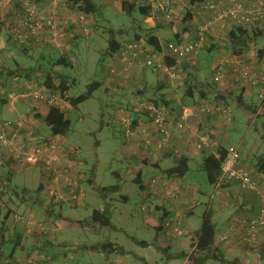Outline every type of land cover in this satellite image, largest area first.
<instances>
[{"label": "rangeland", "instance_id": "obj_1", "mask_svg": "<svg viewBox=\"0 0 264 264\" xmlns=\"http://www.w3.org/2000/svg\"><path fill=\"white\" fill-rule=\"evenodd\" d=\"M61 1V3L64 4L66 0ZM95 1L102 6L101 11L98 14L99 17H88V23L86 25L87 29L86 31H82L84 35H77L78 37L82 36L80 42L75 45L70 44L66 48L65 56L70 60L71 65L66 66L57 63L56 60L60 57L61 52L51 47L49 48L51 54H47L44 57H39L37 55L27 56L21 54L16 48H10L6 50L10 55L8 59L12 57V59L6 62L7 68H14L13 62L15 59L25 67L34 66L37 68V66H40L43 70L54 71V73H65L66 75L75 78V83L69 90V95L71 96H76L85 92L87 90V84L93 80L101 81L103 77L107 76L113 61L110 60L108 56H103L108 45L107 40L109 28L113 27L126 30L124 34L115 33V37L118 40L122 38H125V40L132 38V33L130 32L131 28L133 26L138 27L141 23V14L137 10V6L144 5L149 1L128 0L127 4H134V8L131 12L123 9L121 3H114L112 0ZM182 1L190 4L189 0H180L176 3V6L182 3ZM67 3L68 2H65V5H67ZM222 4L225 5L226 3ZM125 7L127 8L126 5ZM40 9H44L42 14L46 17L47 11H45V7H41ZM187 10L188 7L185 6L180 8L181 14L179 13V15H177L179 17L175 18L178 23L179 21H183L182 17H184ZM69 13H71V11ZM151 13L155 15L158 14L157 16H159L165 24L167 23V17H163L157 13L155 9L151 10L150 15ZM144 22L148 24L150 19L145 18ZM58 25L59 27L64 28L63 35L61 36L62 40L59 41L61 42V45L58 47L65 46L66 42H73L76 35H70L73 33L71 29L68 28V31H65L67 28L66 24L61 25L58 23ZM182 25L183 22L179 23L178 28L181 29ZM228 27L229 25L227 24L224 30L218 29L213 36L208 34L209 42L204 45L200 51L207 47L211 48V50L207 49L202 52L204 62L196 67L195 71H192V75H201L205 80L213 81L211 63L214 62L216 64L218 61L227 60L232 56V53L228 49L229 43L227 33L230 30ZM87 32H89V35ZM216 38H218V42ZM167 39L168 38L162 37L163 42ZM213 39H216V43L212 46L210 42H212ZM50 45L57 47L56 43H50ZM258 46H264V36L260 39ZM218 52L220 53L219 56ZM248 54V56L246 54L244 55L245 57H243L246 60L245 62L254 70H260L264 65V58H259L254 51H248ZM0 56L5 55L1 53ZM252 61H255V65H258V67H252ZM8 62L11 63L7 65ZM146 70L148 76H154L153 74L155 73L148 69ZM183 71L185 70L183 69ZM2 82L3 83L0 85V100H4L10 91H20L26 87V85L32 84L28 83L21 87V83H25L21 82L18 83L17 86L16 84L15 86H11L7 78L3 79ZM231 87L233 88L231 92H234L232 97L228 99L227 103L231 107L232 123L228 126H223L216 122L220 128H217L215 125L214 127H203L200 132L209 136L210 142H212V147L201 150L213 151V148L219 146V144L215 142L218 140L222 146L226 145L228 149L237 152L238 156H241V160L245 162H243V164L251 171L250 168L253 166L251 163L256 162L264 156V105H262L257 98V87H247L251 90L249 93H246L248 95H242L244 102L246 103L245 105L240 104L237 100V96L244 93L245 88L234 85ZM114 92L115 90L107 96L103 92V89L99 87L95 90L92 97L79 103L76 107L71 106L69 103L66 107V115L71 121L69 132L66 135V144L69 145L71 149L76 150L77 157H82L86 161L85 164L83 162L79 163L77 167L80 199L76 205L70 206L64 204L59 207V205L56 204L57 206L54 211L55 217L46 215L45 210L35 202L36 188L42 180L41 168L27 166L22 170H19L16 166H13L15 165L13 161H5L0 165V193L3 195L7 207L15 212L32 214L35 219L42 220L49 229L47 234H41L39 236L41 238L39 242L42 246L45 243H49V246L51 247H48V250L45 251L41 249L33 252L30 251L26 258L30 256L47 257L44 262H40L41 264H183L184 260L180 258L166 263L165 255L157 248V245L169 246L170 251H180L182 249L187 251L191 250V247L194 244L195 235L191 238L188 237V234L180 236L172 242V245L163 239L161 234H159L156 240L155 228L143 223L140 216L139 218L129 216L131 212L136 216L141 212L139 207V203L142 200L141 192L135 183L131 182L128 185V188L123 192L120 190L109 193V201L94 187V184H97L98 186L114 185L119 182L116 173L123 175L124 162L119 150L120 144L125 139V135L121 123V116L123 114L120 115L122 111L119 109L122 107V103L125 100H128V98L120 95L118 91ZM5 100L4 103H0V107H2L0 109V117L2 118H9L12 120L17 119L25 110L29 111L32 108L31 103L17 100L13 103V106L14 108H17L18 115L13 113L8 115L7 113L1 112L3 109L8 110L9 107L12 106L10 104L8 105L9 102H7V98ZM126 103L127 102H124L123 105L125 106ZM197 103H199V101L195 102L193 105ZM127 106L128 107H125L124 109L131 111L129 105ZM251 107H255L256 111L252 112ZM25 115L27 114H23L21 117L23 119L27 118ZM171 118H173V121L174 118H176L174 113ZM28 123L31 127L28 126ZM26 126H28L29 130H33L37 136L50 135V129L41 120L40 122L25 121L24 130H26ZM222 131L224 132V135L222 134ZM211 132H216V136L213 137ZM194 137L195 136H192V138ZM9 171L13 173V177L11 178L10 183L7 184L6 175ZM189 174L191 181L189 182L195 183L201 189V193L197 194V201H199V203L193 204L194 215L189 217L187 222L188 224L199 228L206 203L209 202V199L215 190V186L207 181L205 173L196 167L194 163L191 165V173ZM90 179L94 180V182L91 183ZM156 179L155 184L158 180L162 182L165 181L163 176H159ZM173 184L174 185L172 186H179L174 182ZM258 187V190L261 193L264 192L263 181ZM233 188H237V186L234 185ZM120 193H126L128 197L123 199L120 196ZM259 195L260 194H258V196ZM41 199L45 201L48 198L45 197V200L43 198ZM107 203L110 204L108 209L113 223L112 228L103 227L102 230L95 232L92 229L82 228L77 223L79 219L89 218L93 208H104L103 205L106 206ZM244 213L245 212H242L241 215H244ZM5 214L6 211H3L0 214V222L4 219ZM214 219L216 222L220 223L219 220L213 217V220ZM14 224L15 222L12 217L9 216L7 224H4L2 231L0 227V238L3 235L5 240H7L6 238L10 239V233L14 228ZM6 226H8V232ZM137 240H145L149 245H141ZM107 241L120 245L122 250L109 253L103 252V250L101 251L100 248L102 244ZM75 244L87 245L88 247L80 249L71 247V245ZM90 245H95L98 249H91L89 248ZM9 247H11V245H9ZM236 257L240 261V264L244 263V256L241 252H238ZM204 264L229 263L210 258L206 260ZM255 264H264V253H262V255L260 254V258L257 259Z\"/></svg>", "mask_w": 264, "mask_h": 264}, {"label": "built area", "instance_id": "obj_2", "mask_svg": "<svg viewBox=\"0 0 264 264\" xmlns=\"http://www.w3.org/2000/svg\"><path fill=\"white\" fill-rule=\"evenodd\" d=\"M112 1L122 3V1L127 0ZM149 1L154 8L171 19L175 14V4L180 0ZM203 7L210 12V15L197 25L196 38L183 39L181 42L168 44V53L174 59V63L168 64L162 55L163 53L159 55L151 53L143 40H130L123 44L119 52L114 55V59L118 61L124 72L136 67L145 68L153 73H164L170 80L176 81L179 79V65L182 59L191 57L194 60L199 48L209 42V31L216 22L221 25L231 22L234 26L264 28V0H253L249 5L231 0H228L225 5L221 1H206L203 3ZM23 8L24 15L19 17L11 28L12 37L16 42L27 44L31 38L41 42L42 39H39L38 36L47 30L48 33L43 42L56 43L57 47L61 45L59 41L62 40L63 28L58 25L60 22L55 8L46 17L40 16L35 5L28 0H23ZM76 22L82 29L81 31H86L88 18L84 14L76 13ZM227 66H229L228 69ZM116 71L115 66L110 68V73ZM212 80L225 95L233 89L231 87L233 85L241 88L257 87V98L261 104H264V67L258 71L254 70L241 56H231L227 60L218 61L214 65ZM7 95L11 103L24 100L34 105H44L49 108L65 109L68 106V102L58 92L50 91L43 85H26L22 90L10 91ZM157 99V94L151 100L142 95H137L132 99L131 107L133 111L140 112L146 120L145 123H140V118L137 120L140 134L146 138V143L151 137L156 138L155 148L158 151L173 147L174 152L179 153L181 149L189 145L198 150L212 147L208 135L194 134L195 137L192 138L193 135L189 134L191 119L199 114L214 116L223 126L232 123L231 107L225 101L204 100L191 107L183 106L180 114L173 121L171 118L173 111H170L160 101L157 102ZM147 122L151 125L150 129ZM121 123L125 136L127 138L132 136L134 134L132 118L123 114ZM24 124V120L20 118L14 120L0 118V160L12 159L19 167H40L44 172L43 188L40 191L41 198H50L54 204L78 203L80 199L78 170L74 164L67 160L66 155L62 154L59 143L55 139L41 143L36 141L33 135L30 136L32 137L30 141L22 138L19 132ZM177 139L181 140L182 143ZM172 140H177L180 143L173 146ZM212 152L217 157L219 156L217 152ZM232 182H238L242 188L247 190L257 191V186L249 170L239 163L237 152L229 149V154L221 162V173L215 187L222 183ZM172 185L174 184H162L160 193L162 198H177L179 196L181 193L180 186ZM260 200L261 205L254 214L243 216L240 219L243 240L250 245L257 244L259 236L264 232V192L260 193ZM6 210V202L0 194V214ZM11 217L16 225H20L30 233L45 235L49 231L46 224L42 220L35 219L32 214L14 212ZM161 228L163 239L169 243L189 233V230L183 226V220L179 215L166 217ZM3 253L4 250L0 245V264H40L41 261L45 260L41 256L11 260L7 254L3 255Z\"/></svg>", "mask_w": 264, "mask_h": 264}, {"label": "crops", "instance_id": "obj_3", "mask_svg": "<svg viewBox=\"0 0 264 264\" xmlns=\"http://www.w3.org/2000/svg\"><path fill=\"white\" fill-rule=\"evenodd\" d=\"M206 1H212V2L221 1L222 3L228 2V0H200L196 4L190 2H189L190 4H188L182 1V3L176 6L175 15L171 19L167 18L168 19L167 21L171 22V24L162 28L160 27L155 29L154 33L157 35L159 42L161 44V52H166L167 50L166 42L173 43L175 40L179 39L180 36L182 35L184 37L194 35L197 25L210 15V12L203 7V3ZM231 1H239L245 5H249L253 0H231ZM61 2H62L61 0H44V2L42 0L41 2L37 3L35 7L42 16H44L42 14L44 9L43 10L40 9L41 7H45L46 9L45 11H47V14H49L50 11L53 10V8H57V11H59L58 14L60 16V19H62L61 22L64 21L66 26L67 27L69 26L70 29L72 28V23L75 24L74 28H72L74 29L75 32L76 29H79L75 18V15L77 13L75 6H73L70 3L64 5ZM184 6L188 7L187 11L188 14L190 15V18L187 20V22L179 21V23L183 22L181 29H184V26L186 25V29H184V31L182 32V30L178 28L179 23L178 21L175 20V18L179 17L177 15H179V13L181 14L180 8ZM70 11L71 13H69ZM22 12H23V0H0V54L3 53L5 55V56H0V70L2 71L4 70V72L12 70L10 68H7L6 66V62L12 59V57L8 59L10 55L6 50L10 49L11 47L16 48L17 50L20 49V47L16 46L15 44H12V42L10 41V26L11 24H13V22L17 17L19 18ZM151 15L146 17V19L149 18L150 22H148V25L154 27L156 25V21L159 18V16H157L158 14L155 15L152 13ZM162 23H164L163 20ZM227 24L229 25L228 28L231 29L233 26L231 22H227L222 25L219 22H216L214 26L210 29L209 35L210 36L215 35L214 33L218 29L224 30ZM74 32L71 33L70 35L72 34L74 35ZM87 33L89 35V32ZM91 35L94 36L93 34ZM43 37H46V32H43L38 36L39 39H42ZM162 37L168 39L163 42ZM216 39L218 42V38ZM216 39H213L212 42H210L212 46L214 43H216ZM79 40L77 42H79ZM123 41H125V38L121 39V42ZM50 47L59 50L57 47L52 46L50 44L46 46L36 44L27 48L28 52L26 53V55L27 56L37 55L39 57H44L47 54L48 55L51 54L49 50ZM208 48L209 47H207L206 49L204 48L202 51H199L200 53H198V58L197 56H195L194 60H192L191 57H186L182 59L179 65L180 78L176 81L170 80L168 76L164 73H155L153 74L154 75L153 77H150L148 76L147 70L145 68L136 67L124 72L121 69V66L118 63V61L115 60L114 57L108 56L110 60H113L111 63V67L115 66L117 68V71L111 74L109 70L107 76L103 77V79L100 81L102 83L100 88L103 89V92L107 96L110 93H113V91L115 90V92L118 91L120 95H123L128 98V100L124 101L127 102L126 105L124 106L123 105L124 102H123L122 107L119 109L122 111L120 115L123 113H126L127 115L129 114L132 115V111H133V109L131 108L132 99L141 93L144 94L143 96L147 97V93H146L147 91L152 93L153 92L160 93L165 100L164 104L170 109V111H173L174 116L177 117L180 114L183 106L191 107L197 101L199 102L204 100L211 101L214 99V98H210L213 95H209L207 98H202L199 96L200 91H198V86H200L201 82L204 81V77L201 75L199 76L195 74L192 75V71H195L196 67H198L200 64H203L204 58L202 56V52L207 50ZM246 54L247 56L249 55L248 52H246L241 56V58L245 57L244 55ZM219 55L220 53L218 52V56ZM232 56H236V55L232 54ZM244 61L246 60L244 59ZM17 62L14 59L13 63L18 66L20 63L18 60ZM10 63L11 62H8L7 65H9ZM214 64H215L214 62L211 63L212 75L214 72ZM251 64L252 67L253 66L258 67V65H255V61H252ZM21 66L23 68H28V66L26 67L23 65ZM262 67H264V65ZM228 68L229 66H227V69ZM183 69L185 71H183ZM3 73L1 74V76L3 75ZM2 80L3 78L0 79V85ZM21 81L19 83H21ZM15 84L16 86L18 85V83H15L14 80L12 79V83L10 82V85L15 86ZM140 89L142 90V92L139 91ZM216 89L217 91L220 92L221 96L225 95L221 91L219 86H217ZM250 90L248 88H245L244 93H242V95L243 96L248 95L246 93H249ZM137 91H139V93H137ZM127 105H129L131 111H127L124 109L125 107H128ZM1 108L2 107H0V109ZM17 111H18L17 108L16 107L14 108V106L12 105L9 107L8 110L3 109L1 112L7 113L8 115H11L12 113L18 115ZM23 114H27L25 115L27 116V118H25L26 120L24 119L27 122H31V121L40 122L37 119H33L30 110L29 111L25 110ZM23 114L19 116L21 117ZM140 119H141L140 123L146 122V120L143 119V117ZM216 122L219 123L214 116H211L209 114H199L191 119L190 122L191 129L189 134L193 136L194 134H202L200 131H202V128L205 126L214 127L215 125L217 126V128H220V126L217 125ZM137 123L139 122L136 121L133 126L134 134L129 138L125 136V139L120 144L119 153L124 162L123 175L116 173L119 182L109 186L110 188L106 190L105 198L108 199L109 201L110 200L109 199L110 195H108L109 193H111L112 191H120V190H122L121 192H123L125 189L128 188V185L131 182H133L138 186V188L139 185L143 187L141 189L139 188L142 199L141 202L139 203L141 212L140 214H138V216H136L131 212L129 216L133 218L136 217L139 218L140 216L142 219L141 221L143 223H146L149 226L156 228L158 227V225L162 224V223L160 224L158 221L161 212L167 213V216H171V217L175 215H179L183 220V226L190 232V234L188 233V237L191 238L193 235L196 236V232L201 227V225L199 228H196L195 226L188 224L187 219L194 215L193 204L199 203V201H197V194L201 193V189L195 183H190L191 181L189 178L190 175L189 173H191L192 163H194V165H196V167L200 169V159L203 151L196 149L192 145L185 146L183 149L180 150L179 153H175L173 147L163 151H158L155 148L156 138L151 137L149 142L146 143L145 141L146 138H143L142 135L140 134L138 130L139 126L137 125ZM147 125L150 129L151 125L149 122H147ZM28 126H30L29 123ZM28 126H26V130H24V133L30 132ZM211 133L213 137H215L217 134L216 132H211ZM222 134L224 135L223 131ZM20 135H22V132ZM45 136L40 135L33 137L34 138L38 137V140L42 141V139ZM53 138L59 143L62 154L67 155V160L68 161L72 160L73 161L72 164H74L75 161L71 157L74 158V156L72 155L73 154L75 155L76 150L71 149L69 145L66 144V139H67L66 136L59 135V136H54ZM215 142L219 144V146L221 145V143H219L218 140ZM213 151L217 152L218 154V147L213 148ZM179 157H183L184 159H186L187 164L189 166V170L182 177L170 175L167 172L169 168L173 167L175 161ZM75 160L78 162V164L82 162H86L82 157L80 158L76 157ZM250 169L251 172H253V175L256 178L258 184H261L262 181L264 182L263 180L264 174L262 172L257 171L256 168H254L253 166H251ZM159 176H163V179L165 180L163 182L165 183L174 182L180 186L181 193L177 198L161 197L160 193L162 191L163 182L160 180H158L156 184L154 182V180L156 181L157 180L156 178H158ZM234 185H236L237 188H233ZM258 189L259 187L257 188V191L242 190L237 183L228 184L225 188L223 187L220 189L217 188V190L215 187V190L208 202V204H210L211 219L214 222L218 231L214 245L222 250L225 258L230 260L234 259L238 263L240 261L237 259L236 254L238 252H241L244 256L243 258L244 263L241 264H255L257 259L260 258V254L262 255V253L264 252V232L259 236L257 244L250 245L243 240V233L240 226V219L244 215L254 214L261 205L260 195L258 196V194H260L261 192ZM120 196L123 199H126L128 197L126 193H120ZM103 206L104 208L108 209V207H110V204L107 203L106 206L105 205ZM242 212H245L244 215H241ZM213 217L219 220L220 223L216 222L215 219L213 220ZM15 226L16 225L14 224L13 230H18V231L14 233H10V232L9 233L11 234L12 237V235H15L17 232H22L23 238L21 245L14 246V243L11 242V238L8 239L6 237L5 238L7 240L4 239L3 240L4 243L0 241L2 244L1 246L4 250L3 255L7 254L11 260L24 259L26 258V256H28L27 254L30 251L33 252L39 249L45 251L48 250V247H51L49 246V243H45L42 246V244L39 242V240L41 239L39 237L40 235H37V233H30L25 228H19ZM6 228L8 229V226H6ZM9 245H11V247H9ZM193 248H194V244L192 245L191 250ZM46 259L47 257H45V260Z\"/></svg>", "mask_w": 264, "mask_h": 264}, {"label": "trees", "instance_id": "obj_4", "mask_svg": "<svg viewBox=\"0 0 264 264\" xmlns=\"http://www.w3.org/2000/svg\"><path fill=\"white\" fill-rule=\"evenodd\" d=\"M41 1L42 0H31L29 2L33 5H37V3L41 2ZM127 1H122V3H121L122 8L126 9V11H128V12H131L134 8V4L133 3L127 4ZM198 1H200V0H190L189 2L196 4ZM43 2H44V0H43ZM65 2H68V3L72 4L73 6H75L77 13H82L87 18L90 16L91 17H99L98 14L101 11V7H102L101 4L96 3L95 0H66ZM65 2H64V5H65ZM148 3H146L144 5L142 4V5L137 6V10L141 14V23L138 25V27L133 26L131 28L130 32L132 33V38L121 42V39L118 40L115 37V33L124 34L126 32V30L121 29V28L116 29L113 27L109 28L108 40H107L108 45H107V47L103 53V56L105 55V56H109V57L110 56L114 57V55H116L119 52V50L123 46V44L129 42L130 40H143L145 46L148 47V49L151 51V53H153L154 55H159L160 53L161 54L163 53L162 55L166 58V62L168 64L174 63V59L172 57H170L169 53H168L169 52L168 51V44H170V42H166L167 54H166V52H161V44L159 42L157 35L154 33L155 29L168 26L171 24V22L166 21L167 22L166 24L162 23V19L159 17L157 19L156 25L154 27H151L148 24H146L144 22V19L146 17L150 16V12L153 9H155V11L157 13H159L160 15H162L163 17L165 16L163 13L159 12L156 8H154L150 1ZM125 5L127 6V8L125 7ZM175 8H176V4H175ZM55 9H56L57 17H59L58 20H59L60 24L61 25L65 24L64 21L61 22L62 19H60L57 8H55ZM37 12H38V10H37ZM38 14L40 16H42L39 12H38ZM23 15H24V8H23V12L20 14L19 17H22ZM47 16H48V14H47ZM42 17H44V16H42ZM182 18H183V22H187V20L190 18L188 11L186 12L184 17H182ZM17 19H18V17L15 19V21ZM12 26L13 25L11 24V26H10V41L12 42V44H15L16 46L20 47V49H18V50L21 54L25 53V55H26V53L28 52L27 48H29L33 45L40 44V45L46 46V45L50 44L49 42H42L45 37L42 38L41 42H39L38 40H36L34 38H31V39H29V42L27 44L26 43L19 44L12 37V32H11ZM74 26H75V24L72 23V28H74ZM78 27H79V29H76L75 32H74V29L71 28V31L74 32V35L73 34L72 35L73 36L76 35L73 42H70V43L66 42L65 46L60 47V48L57 47L59 49L58 51L61 52L60 57L57 58V60H56L57 63L63 64L66 66L71 65L70 60L67 59V57L65 56L66 48L70 44L75 45V44H78L80 42V40H81L80 38L82 36L81 37H78V36H79V34H81V35H84V34L81 31L82 29L80 28V26H78ZM68 28L70 29V27L68 26L65 31H68L67 30ZM184 29H186V25L184 26ZM184 29H182V32L184 31ZM63 30H64V28H63ZM263 32H264V28L232 26V28L227 33V38H228V42H229L228 49L230 50V52L232 54H234L236 56H242L243 54H245L248 51H254L255 54L259 58H264V46L263 47L258 46L260 39L263 38V36H264ZM47 33L48 32L46 30V36H47ZM66 37H65V39H66ZM193 37L196 38L195 33L193 36L191 35V36H187V37H184L182 35V36H180L179 39L175 40L173 42V44L181 42L183 39H191ZM78 40H79V42H77ZM11 48H14V47H11ZM202 48H199V51ZM208 50H211V48H208ZM199 51H198V53H199ZM198 53H197V55H198ZM16 62H17V60H16ZM3 72H4V70L3 71L0 70V76ZM14 76H16V77H14ZM1 78H3V79L7 78V80H9V82H11V80L13 79L15 83H19L21 80H22L21 82H27V83L21 84V87L25 86L26 84H28L30 82L32 84L37 85V86L43 85V86H45V88L49 89L50 91L58 92L73 107H76L79 103H81V102L89 99L90 97H92L95 90H97L102 85V83L99 80H93L92 82L87 84V90L85 92L80 93L76 96H71V95H69V90L72 87V85L75 83L74 77L66 75L65 73H54V71L43 70L40 66H37V68L34 66L33 67L28 66V68H23L20 64L18 66L16 64H14V68L11 71L9 70V71L4 72L3 75L0 77V79ZM19 79H20V81H19ZM2 83L3 82L1 81V84ZM215 87H216V85L213 81H207L204 79V81L201 82L200 86H198V91H200L199 96L202 98H207L209 95H213L212 98H214L215 100L218 99L217 100L218 102H222V101L227 102L228 99L230 97H232L234 91L231 92L232 91L231 90L230 92H228V94L221 96L220 92L217 91V89ZM139 91L142 92L141 89ZM139 91H137V93H139ZM146 93H147V97L144 96V97H146V99L151 100L157 94L158 99L156 101L157 102L160 101L162 104H164L165 100L160 93H157V92L152 93V92H147V91H146ZM139 95L143 96L144 94L141 93ZM6 98L8 100L7 102H9L8 104L13 105V103H11V101L9 100L8 95L6 96ZM5 99L0 100V101L2 103H4L6 101ZM237 100L242 105L246 104L244 102L242 94H239L237 96ZM20 101H24V100H20ZM24 102H27V101H24ZM262 105H264V104H262ZM251 109H252V112L256 111L255 107H251ZM30 113L32 114L33 119H37L39 121L41 120L50 129V135L49 136H45L42 139V141H39L38 137H37L36 141L41 142V143L42 142H48L49 140L54 139L53 138L54 136H59V135L60 136H66L68 134L70 126H71V121H70V118L66 115V113H67L66 108L65 109H62L59 107H50L49 108V107H45L44 105L32 104V108L30 110ZM123 114L127 115L126 113H123ZM129 115L132 118V124L133 125L137 121L138 118H142V114L140 112L135 111V110L132 111V115L131 114H129ZM0 118H2V117H0ZM2 119H5V118H2ZM17 119H19V118H17ZM20 119H23V118L21 117ZM143 119H144V117H143ZM10 120H12V119H10ZM24 122H25V120H24ZM24 127H25V124H24ZM21 130L23 131L24 128H22ZM21 130L19 132L20 134L22 132ZM29 133L23 132L22 138L28 139L30 141V136H32V135L37 136L33 132V130H30ZM171 143L173 146H175V145H178L180 142L177 140H172ZM202 151L203 152L201 154V159H200V169L205 173L207 181L210 184L215 186V184L218 182V178L220 177L221 162L229 154V149L227 146H222V145L218 146V154H219L218 157L212 151H206V150H202ZM72 156H74V158L73 157H71V158L74 159V161H75L74 167L77 169L78 162L75 160V158L77 157L76 152H75V155L73 154ZM240 157H239V163L242 166L246 167L243 164L244 161L243 160L241 161L242 158H240ZM5 161H13V160L12 159L2 160V161H0V163L3 164ZM71 162H72V160H71ZM83 163L85 164V162H83ZM14 164L15 165H13V166H16L17 169H19V170H22L24 168V167H19L16 162H14ZM251 164L254 166V168H256L257 171H260L264 174V156L261 157L260 159H258L256 162H254V163L252 162ZM188 170H189V166L187 164L186 159H184L183 157H179L175 161L173 167L169 168L167 170V172L170 175L182 177V176H184V174ZM249 172L251 174L253 181L255 182V184L258 188L259 184L256 181V178L254 177L253 172H251L250 170H249ZM41 173H42V178H43L44 172L42 171ZM0 177H1V174H0ZM12 177H13V173L11 171H9V173L6 175V178H7L6 183L7 184L10 183V180ZM90 182L93 183L94 181L92 179H90ZM232 183H237L238 186L242 190H247L245 188H242L238 182H232ZM228 184H231V183H222L220 186L216 187V190H217V188L218 189H220L222 187L225 188ZM94 187L97 190H99L103 196H105L106 190H108L110 188L109 186H98L97 184H94ZM42 188H43V182L41 180L38 187L36 188V200H35V202L37 203V205L41 206L45 210L46 215L51 216V217H55L54 211H55V207L57 205L52 203V200L50 198H48L47 200L44 199L45 201H43L41 199L40 191L42 190ZM139 188L141 189L143 187L139 185ZM248 191H253V190H248ZM1 196L3 197L2 194H1ZM76 204L77 203H72V204H68V205L73 206ZM58 205H59V207H61L64 204H58ZM6 207H7V205H6ZM14 212H15L14 210L7 207L4 219L0 222L1 231H2L4 224H7L9 216L11 217V214ZM20 213H22V212H20ZM166 217H168L167 213L161 212V214L159 216V220H158L159 223L160 224L163 223L162 221H164V219ZM77 223L82 228L92 229L95 232L102 230L103 227H108V228L113 227L111 215H110V212L108 211L107 208L95 207V208H93V210L91 212V216L89 218L79 219L77 221ZM161 225H158V227L155 228L156 240H157L159 234H161ZM15 227L23 228L20 225H16ZM7 231H8V229H7ZM16 231H18V230H13L11 233H14ZM217 232H218L217 228L211 219L210 204L207 203L204 214L202 216L201 227L196 232V236H195V240H194V248L191 251H187L185 249H182L180 251H170L169 246H160L157 244L156 245H157V248L164 253L166 263L170 262L171 260L180 258V259L184 260L183 264H204L206 260L213 258V259H217V260H220L222 262L229 263V264H240V262L238 263L234 259L230 260V259L225 258L222 250L214 245V242H215L216 237H217ZM22 238H23L22 232H17L15 235H12L11 242L14 243V246L21 245ZM3 240H4V238L2 235L0 238V241L4 243ZM1 242H0V245H2ZM137 242L140 243L141 245H144V246L148 245L147 241H145V240H137ZM71 247L80 249L83 247L87 248L88 246L75 244V245H71ZM89 248L98 249L95 245H90ZM100 249H101V251L103 250V252L109 253V252L121 251L122 247L120 245H116L115 243H113L111 241H107V242H104L102 244Z\"/></svg>", "mask_w": 264, "mask_h": 264}, {"label": "clouds", "instance_id": "obj_5", "mask_svg": "<svg viewBox=\"0 0 264 264\" xmlns=\"http://www.w3.org/2000/svg\"><path fill=\"white\" fill-rule=\"evenodd\" d=\"M234 26V25H233ZM213 76V75H212Z\"/></svg>", "mask_w": 264, "mask_h": 264}]
</instances>
